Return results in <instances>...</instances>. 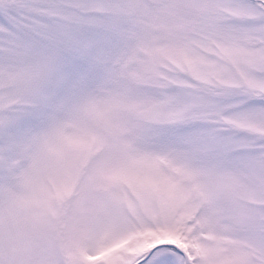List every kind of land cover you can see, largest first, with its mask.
<instances>
[{
	"label": "snow or ice",
	"instance_id": "snow-or-ice-1",
	"mask_svg": "<svg viewBox=\"0 0 264 264\" xmlns=\"http://www.w3.org/2000/svg\"><path fill=\"white\" fill-rule=\"evenodd\" d=\"M0 264H264V0H0Z\"/></svg>",
	"mask_w": 264,
	"mask_h": 264
}]
</instances>
